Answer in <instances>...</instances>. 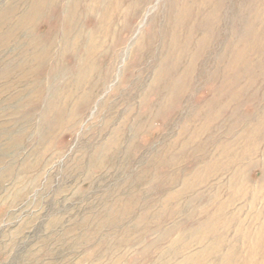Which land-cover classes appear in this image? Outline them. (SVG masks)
Returning <instances> with one entry per match:
<instances>
[{
	"label": "rangeland",
	"instance_id": "rangeland-1",
	"mask_svg": "<svg viewBox=\"0 0 264 264\" xmlns=\"http://www.w3.org/2000/svg\"><path fill=\"white\" fill-rule=\"evenodd\" d=\"M0 264H264V0H0Z\"/></svg>",
	"mask_w": 264,
	"mask_h": 264
}]
</instances>
